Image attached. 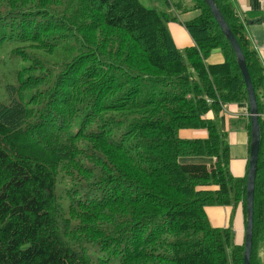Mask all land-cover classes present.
I'll list each match as a JSON object with an SVG mask.
<instances>
[{"label":"trees","instance_id":"obj_1","mask_svg":"<svg viewBox=\"0 0 264 264\" xmlns=\"http://www.w3.org/2000/svg\"><path fill=\"white\" fill-rule=\"evenodd\" d=\"M161 1L0 0V49L13 42L4 59L20 63L0 90V264H244L205 209L242 203L247 220L248 173L231 174L218 119L247 88L206 1ZM214 1L258 104L250 264H264V69L231 0ZM191 11L195 46L180 50L168 24ZM218 49L224 64L207 65Z\"/></svg>","mask_w":264,"mask_h":264},{"label":"crops","instance_id":"obj_2","mask_svg":"<svg viewBox=\"0 0 264 264\" xmlns=\"http://www.w3.org/2000/svg\"><path fill=\"white\" fill-rule=\"evenodd\" d=\"M151 5L163 9L166 5L161 0H148ZM190 4L189 1H186ZM234 10L244 27L245 36L255 51L256 57L260 59L264 69V0H231ZM171 14L172 11H169ZM200 15L199 11H191L179 16L175 22H170L168 28L176 47L180 50L195 46V43L185 28V23L195 20ZM225 62L224 55L220 49L214 50L208 60L209 66L222 65ZM264 105V92L261 95ZM216 116L209 113L206 119L212 121ZM262 118L263 149L262 159L264 161V108ZM221 131L227 136L230 153V172L237 179H244L250 161L251 146V118L247 103L229 104L218 116ZM181 139L203 140L208 138V132L204 130H183L179 133ZM194 162L212 166L214 159H200ZM214 189V188H213ZM209 223L213 228H231L234 233V242L238 246H244L246 240V217L244 206L240 203L237 208L233 206L208 207L205 209ZM261 260L264 263V248L261 252Z\"/></svg>","mask_w":264,"mask_h":264},{"label":"water","instance_id":"obj_3","mask_svg":"<svg viewBox=\"0 0 264 264\" xmlns=\"http://www.w3.org/2000/svg\"><path fill=\"white\" fill-rule=\"evenodd\" d=\"M206 3L211 8L213 15L220 26L224 36L231 43L236 57L238 66L241 70L247 92H248V105L250 109V118H251V146H250V161L247 174V194H246V240H245V251H244V264H250L252 256V247H253V230H254V200H255V184L259 160V151H260V121H259V111L258 104L255 94V89L253 88L251 77L247 68L246 60L244 54L234 36L230 30L227 22L225 21L222 13L217 7L214 0H205Z\"/></svg>","mask_w":264,"mask_h":264},{"label":"rangeland","instance_id":"obj_4","mask_svg":"<svg viewBox=\"0 0 264 264\" xmlns=\"http://www.w3.org/2000/svg\"><path fill=\"white\" fill-rule=\"evenodd\" d=\"M153 1V0H152ZM145 6L148 8H153L151 3L148 0H142ZM15 46L13 42H7L1 49H0V90L3 91L4 94H6V84L11 79V74L7 75L5 78L4 76L10 72L13 67L17 69L20 66V63L18 62V59H4L9 57V53L12 50V48ZM6 54V56H5ZM0 98H3L0 93ZM4 99V98H3Z\"/></svg>","mask_w":264,"mask_h":264}]
</instances>
